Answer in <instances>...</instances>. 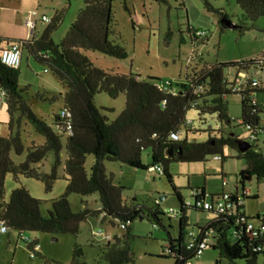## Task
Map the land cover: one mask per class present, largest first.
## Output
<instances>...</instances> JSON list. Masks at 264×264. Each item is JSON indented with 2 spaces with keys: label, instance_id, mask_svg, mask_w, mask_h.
<instances>
[{
  "label": "trees",
  "instance_id": "1",
  "mask_svg": "<svg viewBox=\"0 0 264 264\" xmlns=\"http://www.w3.org/2000/svg\"><path fill=\"white\" fill-rule=\"evenodd\" d=\"M202 1L208 12L218 16L220 28L226 29L221 23L226 12L215 8L209 0ZM234 1L243 11L239 23L233 22L234 28L242 33L251 30L254 23L264 16V0ZM113 2L84 0V7L60 42H56L53 35L62 22V12L55 14L39 37L10 39L0 36V88L6 92L9 114L6 123L8 133L0 132V223L6 225L7 232L18 233V240L31 253L37 240L26 239L24 233L27 231L77 237L84 222L94 218L108 219L112 224L122 226L125 233L115 235L110 244L100 246L97 264H128L134 259L130 244L132 222L152 217L155 228L165 233V243L159 256L172 258L173 264H193L197 257L196 249L188 246L193 238L191 232L199 240L208 233V248L216 250L232 264L237 260L258 264L260 255L264 256V233L254 234L248 229V224L262 221L264 214L248 216L244 204H238L237 189L232 191L234 204L225 212L204 208L205 187L192 189L197 195H192V204L187 205L179 188L173 185L170 165L176 161L206 162L210 156L217 155L224 162L225 149L231 147L237 151L239 159L245 160L239 180L242 191L246 190L245 178L255 176L258 181L264 179V152L260 145L261 141L264 143V52L251 59L215 63L205 62L198 55L195 67L177 83H166L156 77L142 79L133 73H109L96 66L86 51H99L120 59L128 57L126 49L111 39L116 33ZM181 6L185 8L184 2ZM125 8L129 10L127 6ZM133 22L136 23L135 16ZM198 30L200 28L188 23L187 31L194 46L204 45L209 39L208 33L200 35ZM4 42L6 45L2 46ZM13 42L20 43L23 54L26 50L46 70L52 71L65 88L64 93L58 96L62 99V106L51 125L37 115L31 105L32 98L34 101L46 100L45 94H30V86L20 84L21 66L12 68L1 60L2 51ZM232 69L236 70L234 80L226 73ZM241 72L247 77L238 82ZM103 93L111 98L120 95L126 98L125 108L115 119H110L106 113L114 111V108L96 104L97 96ZM229 95L240 97L242 112L239 118H232L228 113L226 98ZM62 108L72 113V130H68V121L61 115ZM192 111L201 125L205 123L207 114L216 115L220 125L202 128L190 116ZM234 124L243 128L246 134H236L232 129ZM201 132H207L206 139L190 140V134ZM173 134H177L178 139L173 138ZM244 140L262 151L252 148L240 151L238 141ZM64 147V178L68 184L65 192L50 202L49 208L45 207L46 201L33 197L23 184L15 188L10 199L5 201L8 175L16 182L21 176L41 180L49 190V182L58 177ZM146 149H150L149 164L143 160ZM25 152L26 159L21 163L12 158V153L21 155ZM50 154H54L51 172H42L41 166ZM88 156L94 158L89 169L86 165ZM106 162H118L132 171L162 166L161 175H165L173 185L180 203L176 235H172L169 229L172 226L167 224L173 216L165 213L158 201L154 206H148L124 198L126 187L113 182ZM223 177L226 179L225 175ZM72 194L83 197L97 195L100 208L85 200L83 207L75 210L69 200ZM217 195L210 194V197ZM256 197L242 196L243 200ZM190 209L211 212L214 217L203 226L191 228ZM69 264H89L78 242L73 246Z\"/></svg>",
  "mask_w": 264,
  "mask_h": 264
},
{
  "label": "rangeland",
  "instance_id": "2",
  "mask_svg": "<svg viewBox=\"0 0 264 264\" xmlns=\"http://www.w3.org/2000/svg\"><path fill=\"white\" fill-rule=\"evenodd\" d=\"M7 0L0 1V5H7ZM15 3L17 0H13ZM215 8L223 9L234 23H239L243 17V11L234 0H209ZM184 2L185 8L181 6ZM128 7L127 10L125 7ZM24 7L27 9L26 15L30 14L37 21L38 29L46 28L48 23H42L41 18L46 15L53 18L57 12H62V22L55 31L53 37L57 42L62 41L68 32L71 24L76 20L80 10L84 7V0H24ZM113 11L115 15L116 33L111 37L117 44L123 46L128 57L120 59L105 55L99 51H86L93 63L108 71L109 73L138 74L142 79L156 77L166 83H177L195 67L196 57L201 55L205 62H231L257 57L264 52V16L259 18L251 30L240 32L237 28L221 29L218 24V16L213 12H208L202 0H114ZM0 10V30L10 31L13 29L7 22L11 16L1 15ZM133 16L136 23L133 22ZM21 20L17 23L21 25ZM188 23L195 28L205 30L209 39L206 44L191 43L190 35L187 31ZM6 43H2L5 46ZM197 50V53H195ZM194 59V61H193ZM231 80L235 79L236 70L226 72ZM20 84L30 86V94L42 92L47 97L43 101H34L32 98V109L44 117L51 125L54 115L62 106V99L58 96L65 90L52 71H46L44 66L31 57L26 50L22 57L20 69ZM54 97L56 99L52 100ZM58 98V99H57ZM228 113L232 118L241 116V100L237 95H229ZM96 104L101 107L114 108L112 112H106L110 119H115L125 108L126 98L120 95L118 98H111L106 94H99ZM195 118V124L201 125L195 112L190 113ZM205 123L202 128L218 127L219 119L216 115H205ZM236 124V123H235ZM234 124L233 131L240 136L246 133L243 128ZM7 128V127H6ZM30 129V128H29ZM5 126L2 133H6ZM207 132L190 134V140L202 141L207 138ZM263 139V136L260 137ZM65 143V139L63 141ZM264 152V143L260 142ZM12 158L16 163H21L26 159V152L21 155L12 153ZM62 164L58 177L49 182L51 188L47 189V184L35 178L21 176L16 182L11 175L7 176L5 183V201L10 199L12 191L19 185L27 187L33 197L46 201L45 207H50L53 199L59 198L67 187L68 181L64 178V161L66 159L65 147L61 154ZM93 156L87 158V169L90 168ZM145 163H151L150 149L143 151ZM54 161V154H50L44 160L41 171L50 173ZM245 167V160L237 157V151L231 147L225 149V160L221 162L214 156H210L206 162H172L170 172L173 177V185L178 187L184 200L191 199L192 189L205 187L207 193L214 194L223 191V176L228 181L227 190H234L239 184V192L242 193L240 183V172ZM108 174L113 178L115 184L126 187L124 191L125 199H132L148 206H154L155 201L160 203L161 209L165 213L173 214L170 223L172 235L178 232V217L180 213V203L175 195L173 185L165 175L158 174L153 169L134 170L118 162H106ZM224 173V175L222 174ZM245 188L256 198L244 199L245 213L250 217L257 214H264V179L257 180L255 176L250 179L245 178ZM250 195V196H251ZM97 195L83 197L72 194L69 197L70 203L75 210L83 207V201L88 200L92 204ZM162 197V199H161ZM178 216V217H177ZM190 226L194 228L201 223H207L214 217V213L200 212L194 209L189 210ZM202 218V219H201ZM201 219V220H200ZM92 221V220H91ZM90 221L84 222L81 226L80 234L56 236L27 231L29 237H43L40 246L46 257L59 258L71 255L76 242L80 243L85 251L86 260L89 264H97L102 242L98 241L91 234ZM151 218H139L132 222L133 238L130 241L134 259L128 264H173L172 258L159 256L165 241V233L158 230L153 225ZM123 235L125 230L122 226L112 225L97 226V234L100 229ZM98 236V235H97ZM51 256V257H50ZM52 259V258H51ZM194 264H232L210 248H206L202 254L193 259ZM0 264H58L55 260L46 262L40 256L31 258L30 253L23 245L16 248L7 246L4 237L0 238ZM235 264H246L244 260H237ZM258 264H264V256L260 255Z\"/></svg>",
  "mask_w": 264,
  "mask_h": 264
},
{
  "label": "built area",
  "instance_id": "3",
  "mask_svg": "<svg viewBox=\"0 0 264 264\" xmlns=\"http://www.w3.org/2000/svg\"><path fill=\"white\" fill-rule=\"evenodd\" d=\"M52 18L43 15L41 18V21L44 23H49L51 21ZM37 21L32 17V15H29L26 19V24L32 28H35ZM198 34L200 35H205L207 32L205 30H198L197 31ZM22 57H23V53H22V48L20 43L18 42H13L11 45H9L8 47H6L2 53H1V60L2 62L12 68H19L22 64ZM239 77L240 79H238V82H241L244 78L247 77L246 73L241 72L239 73ZM5 97H6V92L0 88V101H5ZM253 99H255V97H253ZM61 115L67 119L68 121V130H72V113L69 109L67 108H62L61 109ZM173 138L178 139V135L177 134H173L172 135ZM216 159H220V156L217 155L215 156ZM153 170H155L158 174H162L163 173V168L160 165H156L155 167L152 168ZM223 186H228V181L226 179L223 180ZM197 192H195V190H192V195H197ZM191 195V196H192ZM250 195V192L247 190L242 191V193L239 192L237 200H238V204L242 205L244 204V200L242 198V196H248ZM232 191L229 190H223L220 193H218L217 196L215 197H209V194L207 193V196L205 198V200L203 201V206L205 209H213L217 212H225L226 210L230 209L232 207L233 200H232ZM191 198V197H190ZM211 198V199H210ZM193 199H189L186 201L187 205L192 204ZM174 216H176L175 211H173ZM248 229L249 230H253L254 234H258V233H264V218L262 221H255V222H250L248 224ZM8 229L6 227V225L1 222L0 223V234H5L7 233ZM191 235L193 236L192 240L190 241V244L188 245L189 248H195L196 249V253L197 256H199L200 254L203 253V250H205L206 248H208V245L210 243V237L208 235V233H204V236L199 240L197 239V236L195 235L194 232H191ZM26 239H28L30 241V238L26 237ZM40 249V244L37 242L36 245L33 247V251L30 253L31 258H34L37 255V251Z\"/></svg>",
  "mask_w": 264,
  "mask_h": 264
},
{
  "label": "crops",
  "instance_id": "4",
  "mask_svg": "<svg viewBox=\"0 0 264 264\" xmlns=\"http://www.w3.org/2000/svg\"><path fill=\"white\" fill-rule=\"evenodd\" d=\"M0 1H3V0H0ZM6 2H8L7 5H4V6L0 5V10L3 12V14H1V15H3V16H9L10 15L11 16L9 19H7V22L9 23V25H11L13 27V29L10 31H7V32L5 31V33H3L2 30H0V36L7 37L10 39H28L34 35L39 37L43 33L45 28L42 29L41 27H39V29H38L37 23H36L35 28H32L26 24V19L30 14L26 15L27 9H25V7H24V0H17L16 3L13 0H7ZM20 20L22 23H21V25H18L17 23ZM46 71H48V70H46ZM61 93H64V91ZM8 120H9V114H8V110H7V104L5 101H0V132L2 133L1 130L4 126H5V129H7L6 133H3V134L8 133V128H6L7 127L6 123L8 122ZM244 168L245 167H243V169ZM248 179H250V178H248ZM238 185L239 184L235 185V189H237L239 191ZM227 187L228 186H226V187L223 186V188H224L223 190H227ZM229 191H231V190H229ZM214 194H217V193H214ZM251 196H253V195H251ZM97 200H98L97 197H95L94 201H96V203L94 204V206L97 208H100L99 202ZM89 224L91 225V234L93 235V237L95 239L102 242V244H110L113 237L115 235H118V233H115V232L108 233L107 231H104L103 229L101 230L100 228H99L100 232L98 234L96 233L98 230V229H96L97 226H102V225H107V224L108 225L110 224L113 227L118 226V225L112 224L108 219H101V218L95 219L94 218V219H92V221L89 222ZM205 224L201 223V221L198 223L199 226H203ZM24 236H26L32 240H37V242L39 244H41L40 241H43V239H44L43 237H33L32 238V237L27 236L26 233H24ZM1 237H4V239L6 240L7 246L13 248L14 252H16V248L19 245H23V243L18 240V233H16V232L10 231V232H7L5 234H0V238ZM23 247H24V245H23ZM37 254L43 258H46L47 259L46 262H50V261L52 262V260H55L58 264H69L71 261V258H72V252H71V255H69V257L65 256L62 259V258H59L57 255H55L54 257L50 256L52 258L51 259L49 257H46L45 252H43L41 246H40V249L37 251Z\"/></svg>",
  "mask_w": 264,
  "mask_h": 264
},
{
  "label": "water",
  "instance_id": "5",
  "mask_svg": "<svg viewBox=\"0 0 264 264\" xmlns=\"http://www.w3.org/2000/svg\"><path fill=\"white\" fill-rule=\"evenodd\" d=\"M221 23L224 24L227 28H234L236 25L233 23V21L227 16H223ZM238 147L240 151H245L248 148H252L253 150L257 152H261L262 149L257 146H252L248 141H238ZM169 154H172V151H169ZM162 199V197H161ZM56 240L58 239V236L55 238Z\"/></svg>",
  "mask_w": 264,
  "mask_h": 264
}]
</instances>
